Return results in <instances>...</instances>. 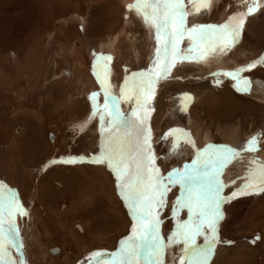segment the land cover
Returning a JSON list of instances; mask_svg holds the SVG:
<instances>
[{
  "label": "rangeland",
  "instance_id": "374dc122",
  "mask_svg": "<svg viewBox=\"0 0 264 264\" xmlns=\"http://www.w3.org/2000/svg\"><path fill=\"white\" fill-rule=\"evenodd\" d=\"M259 1L212 0L199 12L189 0L185 1L188 28L223 25L231 17L259 7L245 16L234 45L216 46L214 53L220 64L212 58L199 61L197 53L188 54L189 59L176 58L137 107L135 98L124 95L122 89L133 73L152 69L158 44L153 37L155 28L135 9L125 7L122 0H0V191L5 195L15 193L27 213L17 215L15 220L19 230L16 243L22 241L24 245L19 255L16 248L9 249L17 260L24 264H109L114 259L111 252L132 234L134 227L120 181L106 163L97 162L104 148L100 118L85 131L78 128L91 113L94 94H98L94 101L104 105L107 81L103 86L97 76H85L80 85L83 81L79 70L71 90L68 59L74 56V46L84 61V41H92V49L97 50L120 30L136 41L143 58L137 62L133 59L126 37L124 57L118 60L116 55L114 64L109 62L116 67L111 87L116 97L123 96L119 109L127 120L144 119L155 167L167 177L186 158L185 128L183 141L177 138L182 154L176 156L167 144L178 115L183 121L190 116L208 125L215 147L236 144L234 149L242 151L254 137L258 144L252 147H263L264 102L247 93L243 83L246 79L253 86L264 83V0ZM112 13L118 18L111 17ZM75 15L88 23L89 33L87 26L84 31L79 29L83 23H76ZM190 46L187 38L179 44L185 53ZM199 50L204 51L201 46ZM95 59L98 62V56ZM72 62L78 64L76 59ZM84 62L91 73L89 62ZM254 63L256 66L250 70L237 72ZM223 65L227 73L239 79L221 74ZM87 84L93 86L92 100ZM239 127L240 140L229 141L228 130ZM193 161V155H187L190 165ZM229 168L234 170L233 166ZM230 187L222 195L227 200L218 210L214 247L207 251L204 235L198 236L197 246L207 253L206 264H264V184L251 186L245 190L247 194L235 198L233 193L238 191ZM180 196L181 186H170L165 194L166 206L158 211L159 232L165 243L176 232L177 222L188 220L186 208L176 211ZM207 235L211 239V233ZM184 247L183 243H171L164 251L163 264H179ZM101 252L102 257L93 255Z\"/></svg>",
  "mask_w": 264,
  "mask_h": 264
},
{
  "label": "snow or ice",
  "instance_id": "6c2138e0",
  "mask_svg": "<svg viewBox=\"0 0 264 264\" xmlns=\"http://www.w3.org/2000/svg\"><path fill=\"white\" fill-rule=\"evenodd\" d=\"M197 12L200 7H207L210 0H189ZM142 15L145 21L155 28V38L158 48L155 54L153 67L148 72L133 73L131 83L125 80L124 95L133 97L137 107L141 105L144 97L149 92L160 74L167 73L174 65L176 58L189 59L191 53L203 55L201 45L208 46L204 49L216 46L227 47L234 45L240 35L246 15L252 14L259 5L249 8L248 13H240L233 16L223 25H195L186 26L185 0H136L134 5L128 6ZM187 38L191 46L186 50L179 48L180 42ZM105 59H110L106 57ZM264 62V61H261ZM250 65V70L255 67ZM156 74V75H153ZM233 79L236 75L228 73ZM244 85L250 81L244 80ZM98 94H94L93 99ZM122 97H114L105 89V101L103 112L100 115L101 132L104 134V148L97 162L106 163L120 181L121 195L131 210L137 224L132 228V235L120 242V249L113 253L114 259L109 264H163V254L171 243H183L179 264H206L207 253L197 246V237L204 235L208 243V252L212 250L216 242L217 217L219 209V189L213 190L218 175L217 165L223 164L231 157L237 155V150L230 147L216 148L210 153L198 154L196 164L192 165L193 171L180 172L174 170L167 177L161 175L155 167L152 149L146 133V124L143 118L129 121L119 109ZM132 115L135 117L136 112ZM105 121H108L105 126ZM124 128L121 133L120 129ZM135 136L133 138L132 131ZM258 144V139L247 141L248 151L254 150L252 146ZM188 167V166H186ZM260 184H264V166L258 176L253 177ZM179 184L182 188L180 198L176 201L177 213L186 208L188 220L177 222L176 232L169 243L159 232V209L166 206L165 194L170 186ZM251 184H245L237 194L244 193ZM264 190V189H261ZM17 215H27L20 200L15 193L5 195L0 191V264H24L23 260H17L9 252L10 248H23V242L16 243L19 230L15 221ZM211 233V239L207 233ZM94 256L102 257L104 253H94ZM91 264V262H90Z\"/></svg>",
  "mask_w": 264,
  "mask_h": 264
},
{
  "label": "bare ground",
  "instance_id": "6f19581e",
  "mask_svg": "<svg viewBox=\"0 0 264 264\" xmlns=\"http://www.w3.org/2000/svg\"><path fill=\"white\" fill-rule=\"evenodd\" d=\"M122 1H123V4L125 7H126V5H128V6L133 5L129 0H122ZM185 1H187V0H185ZM211 2H212V0H210V3ZM105 15L107 16V18L110 17L109 13H108V15L107 14H105ZM113 16H116V15L112 13L111 17H113ZM140 16H142V15H140ZM73 18L75 19L76 23H78L80 25L83 23L82 24L83 27L84 26L88 27V23L86 24V21H84L85 22L84 23L80 16L75 15V17H73ZM141 18L144 19L143 16ZM113 19H115V18H113ZM90 29H91V27L90 28L88 27L87 33H89ZM126 37L129 39V44L132 47V48L131 47L129 48V51H130L129 53L132 55L133 59L137 62L139 59L143 58L142 50L136 46V41L132 40L130 38V36L127 34V32L124 30H120V31H118L117 34H115V35L112 34L111 37H109L107 40H104V42H102L99 45V49H97L96 52H100V54H102L103 56H105V54H107L108 55L107 57H110V59H108V61H106L108 63L112 62L113 57H111V56H113V55L114 56L117 55L118 60L119 59L121 60L122 57H124L122 47L124 46V43H125V45H127V43L125 42ZM153 37H155V36H153ZM154 39H156V38H154ZM154 45H156V44H153V46ZM92 47H94L92 41L87 40V41L83 42V50L82 51L84 54H82V55H84V57H85L84 61L87 60L89 62V66L92 69V71L90 73L87 70V66H88L87 62L82 61V59L80 58L81 53L80 54L77 53L78 48H76L74 46V49H73V55L74 56L70 57L68 59L69 65H70V72L68 75V78L70 80L68 82L70 83L71 90L73 91V88L75 86V82H74L73 77L76 75L77 71L80 70L82 73L81 80L83 82L80 83V80L77 82L78 84L80 83V85L84 84L85 76L91 78V76H94L95 72H96V76L101 80V84H103V86H104V84H106V81H107V85L103 89H107V91L109 92L110 95H113L114 97H116V95H118V94L116 93V90L113 87H111V85H113V83H112L113 81H111L112 80L111 76L116 71V67L111 63H109V64L105 63L106 59L101 58L100 55L92 54L91 53ZM201 47L203 49H205L208 46L201 45ZM215 50H217L216 47L208 49L207 51H203V55H200V58L197 60L204 61V62L207 60V58H212L213 60H217L216 57L218 56V54L214 53ZM126 54H128V53H126ZM97 56H98V62L95 59ZM72 58L76 59L78 61V64L76 62L73 63L72 61H74V59L72 60ZM90 60L92 62H90ZM96 62L98 63L97 65H96ZM218 62L219 61L217 60V63ZM218 64H220V63H218ZM226 68H227V66L223 65L222 70L221 71L219 70L221 72V74L227 73V71L224 70ZM227 70H229V69H227ZM89 71H90V69H89ZM236 78H239V77L237 76ZM246 80H248V79H246ZM88 81L92 82V79H89ZM248 81H250V84L247 86L244 85L246 92L247 93L249 92V94L252 97H254L255 99H257L258 101L264 102V83L256 82L255 86H253L252 81L251 80H248ZM130 83H131V81H129V84ZM87 86L89 87V90H90V92H88L87 94H88L89 98H91V100H92L91 96L93 95V92H92L93 86L91 84H87ZM84 89H86V88H84ZM147 94H146V96H147ZM92 105L93 106H92L91 113H89V115H87L84 118V120L82 122H80V125L78 126L80 131H85V129L87 127H90L97 117L100 118V115L103 112V106H102L101 102L94 101V99H93ZM120 105H121V103H120ZM120 105H119V108L122 109ZM74 107H75V105H74ZM72 110H73V108H72ZM185 119H187V121H183L181 118V115H178L174 119V123L171 126V132L168 135L167 144L169 145L170 150H172V152H174L176 154V156L177 155L179 156V154H182L183 151L179 149L180 145L178 146V143L180 141L186 140V142L188 144H184L185 149H186L185 161H182V163L179 166L175 167L174 170H179L180 172L191 173L193 171L192 165L196 164L198 154L202 155L205 153H210L214 149H216L217 147L214 146V142H213L214 140H213L212 133H211V130H210L208 125L202 124L193 118L190 119V116H187V118H185ZM105 122H108V121H105ZM182 128H185V132L183 133V134H185V138H183V140H182V136H181L182 135L181 133L183 131ZM234 129L235 130H231V131L228 130V132L226 134L227 139L228 140L230 139L231 141H233L234 139H237L236 141H238L241 138V136H240L241 128L239 127V129H236V128H234ZM121 130H122V128L120 129V131ZM261 132L264 133V129H262ZM102 136H103L102 137V147H103L105 137H104V134H102ZM251 137H250V139H252ZM177 138L180 141H178ZM254 138H256V137H254ZM231 144H233V143L231 142ZM263 144H264V140H263ZM235 145H233V146H235ZM233 146L230 148L234 149L235 147H233ZM243 147H245V146H243ZM253 149L254 150H252V151H248L246 149L242 150V151H238V149H236L237 153H238L237 155H235V156L231 157L229 160H227L223 164V166H220V165L216 166L218 168V175L216 177V182L213 185V190L215 191L216 188L219 189L218 199H219L220 206L223 204V202L225 200H227V198H225V196L222 197V195H223V193L227 187L233 186L236 188V191H238L239 188H242L245 184H251L252 187L256 184H260L258 182V180H254L253 177L258 176L260 171H261L262 166H264V145L261 148V150H259V148L258 149L253 148ZM187 155H193V158H194L193 164L190 165L187 162ZM186 166H188V167H186ZM230 166H233L234 170L230 169L229 168ZM225 171L226 172L228 171L227 172V178L224 177ZM63 173H65V172H63ZM64 177H68V176L65 174ZM181 193H182V188H181ZM53 252H55V251L53 250Z\"/></svg>",
  "mask_w": 264,
  "mask_h": 264
}]
</instances>
